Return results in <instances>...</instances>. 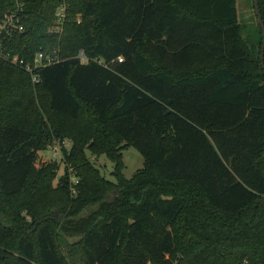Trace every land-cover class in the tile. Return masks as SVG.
<instances>
[{
  "label": "trees",
  "instance_id": "trees-1",
  "mask_svg": "<svg viewBox=\"0 0 264 264\" xmlns=\"http://www.w3.org/2000/svg\"><path fill=\"white\" fill-rule=\"evenodd\" d=\"M7 14L19 21L0 33V264H76L59 228L82 264H264L256 9L250 32L237 0H0ZM40 52L56 61L34 66ZM56 140L69 142L59 177L56 161L36 166ZM128 146L144 156L130 178Z\"/></svg>",
  "mask_w": 264,
  "mask_h": 264
},
{
  "label": "rangeland",
  "instance_id": "rangeland-1",
  "mask_svg": "<svg viewBox=\"0 0 264 264\" xmlns=\"http://www.w3.org/2000/svg\"><path fill=\"white\" fill-rule=\"evenodd\" d=\"M237 6L240 14V20L245 25V31L248 30L250 32L251 28L253 29L256 25V14H255V8L253 6V0H237ZM55 24V23H54ZM50 28H53V26H50ZM244 33L245 35L248 33ZM52 147L54 146H61L62 145H68V141H62V143L59 140L53 141L50 144ZM48 146V148L41 150L37 154L36 159V166L41 165L42 163H48L51 161H56L60 164V168L58 170V177L61 176L64 173V163L62 161V153L59 152L58 154L54 155V152L52 148ZM93 160L96 162L97 166L101 169V172L110 180H115V175L113 174L114 170V163L105 155H101L97 158H93ZM123 161H124V168L122 170L123 174L130 178L134 175V173L143 167L144 165V156L143 154L134 146H128L123 150ZM58 178L55 179V182H57ZM73 180H76V177L73 176ZM119 195V192L115 190L114 192L110 193L108 196V200H113L115 197ZM96 206H93L92 208H95ZM59 216V215H58ZM61 219H63L62 215L59 216ZM58 217V218H59ZM79 239L78 236H71L67 235L61 228L58 229V242L61 246V249H63L66 254L68 255L69 259L73 261L76 264H82L83 262L80 260L79 255L73 256L70 246L67 243H74Z\"/></svg>",
  "mask_w": 264,
  "mask_h": 264
},
{
  "label": "built area",
  "instance_id": "built-area-1",
  "mask_svg": "<svg viewBox=\"0 0 264 264\" xmlns=\"http://www.w3.org/2000/svg\"><path fill=\"white\" fill-rule=\"evenodd\" d=\"M65 5H61L57 11L56 14V23L54 24L53 28L55 30H60L63 20H64V15H65ZM14 21L18 22L19 18H15L13 14H7L5 15L4 18H0V33L2 32V30L4 28H7L8 26H10L11 24L13 25H17V23H15ZM20 29H22V26H19ZM79 56L81 57V59L83 61L87 60V57L85 56L84 52L81 51L79 53ZM13 62H19L21 64V66L25 67L26 69L32 71L33 70V66L30 63L25 62L23 59H19L17 56L11 57L10 58ZM121 59V58H120ZM56 61L55 57L46 55L43 52H40L36 55L35 59H34V66H41V65H45V64H51L53 62ZM35 81H39L40 78L37 76H34L33 78ZM50 147L52 148L54 155L58 154L59 152H61L60 146H54L52 147L50 145Z\"/></svg>",
  "mask_w": 264,
  "mask_h": 264
},
{
  "label": "water",
  "instance_id": "water-1",
  "mask_svg": "<svg viewBox=\"0 0 264 264\" xmlns=\"http://www.w3.org/2000/svg\"><path fill=\"white\" fill-rule=\"evenodd\" d=\"M254 5H255V9H256V13H257V16H258V20H259L260 26H261L262 31H263V49H264V21H263L261 12H260V7H259L258 0H254ZM262 65L264 66L263 55H262Z\"/></svg>",
  "mask_w": 264,
  "mask_h": 264
}]
</instances>
